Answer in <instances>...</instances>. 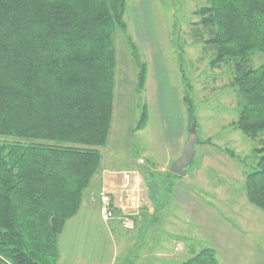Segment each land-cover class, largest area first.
Segmentation results:
<instances>
[{
  "label": "trees",
  "instance_id": "obj_1",
  "mask_svg": "<svg viewBox=\"0 0 264 264\" xmlns=\"http://www.w3.org/2000/svg\"><path fill=\"white\" fill-rule=\"evenodd\" d=\"M126 8V0H0V264H56L58 235L101 165L114 32L125 30ZM195 13L215 51L211 64L235 71L232 124L254 139L264 132V0H207ZM144 80L142 66L139 88ZM254 151L244 190L264 213V146ZM180 264L218 261L202 248Z\"/></svg>",
  "mask_w": 264,
  "mask_h": 264
},
{
  "label": "rangeland",
  "instance_id": "obj_2",
  "mask_svg": "<svg viewBox=\"0 0 264 264\" xmlns=\"http://www.w3.org/2000/svg\"><path fill=\"white\" fill-rule=\"evenodd\" d=\"M206 4L207 0H126V28L114 32L113 111L107 143L100 149L101 172L137 171L144 198L133 230L108 222L115 244L111 264H180L200 249L213 247L209 238L225 228L229 235L232 228L238 230L234 247L243 254L227 264L248 263L244 252L251 250L257 254L253 263L264 259V213L248 202L244 190L245 174L255 168L259 155L254 150L264 146V132L252 139L232 124L240 108L231 87L235 71L231 64H211L215 51L204 43L208 33L197 24L195 13ZM262 59L257 54L250 64L257 66ZM142 66L145 80L139 88ZM188 108L198 141L184 177L169 171L174 158H168L166 145H174L181 132V146L185 142L193 121ZM197 169L205 172L196 173ZM170 182L194 191L191 202L212 211L187 227L181 219L169 221L164 207L159 221L163 206H178L169 192L165 194ZM93 183L91 179L89 185ZM83 195L85 200L87 193ZM106 249L101 248L103 260ZM163 255V262H158Z\"/></svg>",
  "mask_w": 264,
  "mask_h": 264
},
{
  "label": "crops",
  "instance_id": "obj_3",
  "mask_svg": "<svg viewBox=\"0 0 264 264\" xmlns=\"http://www.w3.org/2000/svg\"><path fill=\"white\" fill-rule=\"evenodd\" d=\"M182 138L183 133L181 132V134L178 135V139L176 140V142H173L174 145H166L169 155L168 158L173 156V161L176 160L182 152L184 145L183 143V145L181 146ZM200 158L202 159V157ZM206 165L207 164H203V168ZM102 167L103 165L101 164L99 170L93 176V185H89L84 190V193H87V195L85 197V200V195H83L80 208L72 217H70L65 222L62 232L58 235V257L56 260V264H111L113 253L115 250L114 240L112 239L108 223L104 222L100 218L98 212V199L93 198L94 196L92 195V193L96 191L95 195H97L101 183L103 181H107L112 192L116 194L115 191L118 184V178L115 173L103 171L101 172ZM201 170L203 169H199L196 173H199V171ZM203 172L205 171L203 170ZM187 175L188 174H186L185 172L184 175L181 176L186 177ZM176 185L179 184L170 182V191H165V194L169 192V194L172 195V198L174 199L173 202H177L178 206H163V208L159 210V221H162L163 219L161 213L162 209H164V207H167L168 209H165V212L168 214L166 215L167 219H171H169V221L175 222L181 219L179 221L180 223H182V225L190 227V224L192 223L194 226V219L200 220L201 214L208 212L213 208L209 206V208L211 209L208 208L204 210V208H206L205 206H202L201 208L200 205L198 206V204L191 202L192 200H195L196 193L194 191L193 193H189V191L186 190L183 185L180 186L181 188H178V186L176 187ZM162 196L164 197V195ZM164 200L166 202V197H164ZM169 207L173 208L170 209ZM116 214H118V211L116 212ZM111 222L120 224L117 218ZM135 223L137 224L138 220H136ZM198 226L199 225L197 224L196 227ZM224 230L223 232L220 230L217 235L212 236L213 238H209L210 243L213 245V247H207L214 250L216 259L220 264H227L229 259H237L238 256H243V254L238 253V251H236L234 247V244L237 241L235 235L236 233L239 234L238 230H236V228H232V235L228 234V228H225ZM203 233L205 234L206 232ZM179 235H181V233ZM200 236L202 237L203 235ZM103 245L107 247V254L104 260L101 258V248ZM236 253H238V255ZM244 253L249 255V261H247L248 263L245 264H255V262L253 263V261L257 257L256 250H251ZM157 259H161L157 260L158 262H163L164 255L158 256ZM260 264H264L263 256L262 263Z\"/></svg>",
  "mask_w": 264,
  "mask_h": 264
},
{
  "label": "built area",
  "instance_id": "obj_4",
  "mask_svg": "<svg viewBox=\"0 0 264 264\" xmlns=\"http://www.w3.org/2000/svg\"><path fill=\"white\" fill-rule=\"evenodd\" d=\"M114 173L118 178L117 193L114 194L108 182L103 181L97 192L98 212L104 222L117 218L124 229L133 230L144 198L143 179L137 171Z\"/></svg>",
  "mask_w": 264,
  "mask_h": 264
},
{
  "label": "water",
  "instance_id": "obj_5",
  "mask_svg": "<svg viewBox=\"0 0 264 264\" xmlns=\"http://www.w3.org/2000/svg\"><path fill=\"white\" fill-rule=\"evenodd\" d=\"M198 138L194 127L188 131L187 138L184 142L180 156L174 160L169 168V171L176 175H184V169L192 162L194 157V144Z\"/></svg>",
  "mask_w": 264,
  "mask_h": 264
}]
</instances>
